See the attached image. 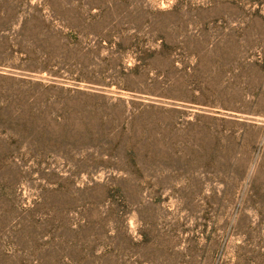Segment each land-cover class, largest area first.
Segmentation results:
<instances>
[{
  "label": "rangeland",
  "instance_id": "rangeland-1",
  "mask_svg": "<svg viewBox=\"0 0 264 264\" xmlns=\"http://www.w3.org/2000/svg\"><path fill=\"white\" fill-rule=\"evenodd\" d=\"M0 264H264V0H0Z\"/></svg>",
  "mask_w": 264,
  "mask_h": 264
}]
</instances>
